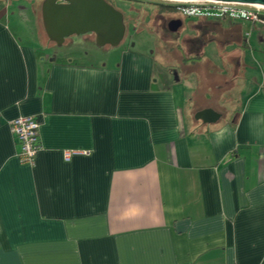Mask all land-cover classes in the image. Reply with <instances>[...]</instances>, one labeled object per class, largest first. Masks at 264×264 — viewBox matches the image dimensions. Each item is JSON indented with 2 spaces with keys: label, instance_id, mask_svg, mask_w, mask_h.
I'll return each instance as SVG.
<instances>
[{
  "label": "crops",
  "instance_id": "1",
  "mask_svg": "<svg viewBox=\"0 0 264 264\" xmlns=\"http://www.w3.org/2000/svg\"><path fill=\"white\" fill-rule=\"evenodd\" d=\"M6 18L0 264H264V72L257 42L235 32L243 21L216 50L228 72L217 78L213 41L189 43L197 54L178 66L131 47L117 63L54 64L42 60L49 41L25 45ZM156 64L183 79L156 80ZM205 111L219 119L197 121ZM28 117L41 126L32 166L9 127Z\"/></svg>",
  "mask_w": 264,
  "mask_h": 264
},
{
  "label": "rangeland",
  "instance_id": "2",
  "mask_svg": "<svg viewBox=\"0 0 264 264\" xmlns=\"http://www.w3.org/2000/svg\"><path fill=\"white\" fill-rule=\"evenodd\" d=\"M112 1H117L116 5L119 9L118 11L125 16L126 38L118 48L112 49L106 47L100 54L99 52H101V50L99 51V49L88 45L87 41L83 39L84 37H73L67 40L65 46L59 50L67 52L70 50V47H73L72 49H74L75 54L80 58L78 61L81 65H92L97 64L98 62V65H100V63H105L111 55H113L112 59L114 60V63H117L116 61L119 62L122 52L131 47V50L151 56L156 62L165 59V61L170 64L178 66L179 59L197 54L189 52V48L186 47L189 43L194 42L195 44L198 43L199 45H202L203 42L213 41L215 49L213 47L206 49V56L213 61L216 60L215 75L217 78L221 76L219 73H228L225 71L226 67L222 63L220 65V61L218 60L219 54L216 50L217 48H221L222 43L227 41L232 34V31H234L231 22H208L209 25H201L204 22L199 20H191L188 22L184 20L180 14L160 9L161 6L173 7L174 4L169 2L156 0ZM194 5L196 6V4ZM41 6L42 0H0V11H3L4 14L7 15L6 19L9 22L11 30L16 35L17 39L23 41L25 45L31 44L38 46L39 40L42 44H46L48 41L42 25ZM198 6L208 7L212 5L198 4ZM237 8L249 13L256 12L257 10L250 8L249 6H238ZM261 16L264 17V12H262ZM173 21H180L182 23V28L177 33H171L169 31L168 25ZM213 23L217 24L214 25ZM237 24H240L242 28L235 32H238L239 34L242 32V39L253 43L257 42L256 45H253L252 51L255 52L258 66L254 67L255 65H253L255 64L251 59L253 53L247 55L248 58H245L246 63H248L251 68H256L255 71H257L259 75L263 74L264 65L262 63L264 57L261 56V53L264 54V27L259 24L252 25L247 21ZM197 51L201 53L202 50L197 49ZM88 53H94L96 59H91L90 55V57H88ZM114 57L117 58L115 59ZM237 58H240V56H237ZM175 59H177L176 62ZM251 62H253V64ZM200 69L202 70L203 68L201 67ZM179 72L183 73L182 70H178L176 67L173 69H165L164 66L156 64L154 68L155 79L159 80L160 76H165L169 79L168 86L173 89L175 87L173 85L175 81L183 79L182 76H178ZM238 73H240V69ZM159 85L160 88L163 87L162 83H159ZM236 87H240V85H237ZM213 98L218 102L222 97L220 94H217V96L215 95ZM226 103H228L227 100ZM212 107L215 110L224 112V110L230 106L228 104L224 105V102H221L215 104V106L212 105ZM220 107H222L223 111L220 110ZM193 111L194 107H192V110L190 111L191 118H194ZM227 114L230 113L227 112Z\"/></svg>",
  "mask_w": 264,
  "mask_h": 264
},
{
  "label": "water",
  "instance_id": "3",
  "mask_svg": "<svg viewBox=\"0 0 264 264\" xmlns=\"http://www.w3.org/2000/svg\"><path fill=\"white\" fill-rule=\"evenodd\" d=\"M176 3H209L261 7L264 0H156ZM62 4H59V3ZM42 25L47 39L60 49L73 37L93 36L96 48H118L126 35L124 16L103 0H45L42 5ZM180 21L169 24V31L177 33ZM219 119L215 113H200L197 121L213 123Z\"/></svg>",
  "mask_w": 264,
  "mask_h": 264
},
{
  "label": "built area",
  "instance_id": "4",
  "mask_svg": "<svg viewBox=\"0 0 264 264\" xmlns=\"http://www.w3.org/2000/svg\"><path fill=\"white\" fill-rule=\"evenodd\" d=\"M164 2V1H162ZM173 3V7L184 18H206L223 20H240L247 21L252 24H259L264 27V22L260 16L264 10H256V12H247L238 9L237 5L227 4H211L212 6L204 7L198 4L205 3ZM196 4V6L194 5ZM209 4V3H207ZM10 131L14 137L19 152L17 158L21 165L32 166L36 157L42 151L40 143V124L34 117L18 118L10 123ZM71 155L66 154V161H69Z\"/></svg>",
  "mask_w": 264,
  "mask_h": 264
},
{
  "label": "flooded vegetation",
  "instance_id": "5",
  "mask_svg": "<svg viewBox=\"0 0 264 264\" xmlns=\"http://www.w3.org/2000/svg\"><path fill=\"white\" fill-rule=\"evenodd\" d=\"M103 1H105L107 4L112 6L115 10H117V11L119 10L117 8V5H116L117 1L116 2L112 1V0H103ZM44 2H45V0H42V5H43ZM59 4H62V3L60 2ZM41 8H42V6H41ZM174 13L179 14V12L176 11V10L174 11ZM183 19L188 21V22L191 21V20H204V21H207V22H220V20H217V19L215 20V19H206V18H198L197 19V18H184L183 17ZM124 24H125V16H124ZM252 25H255V24H252ZM125 27H126V25H125ZM125 38H126V35H125ZM125 38H124V41H125ZM83 39H85L87 41L88 45L93 46V48L94 47L96 48V44H95V40H94L93 36H91V35L85 36ZM66 42H65V44H66ZM65 44L62 46V48L65 46ZM51 45H52V47H50V49L44 50L42 52V56H43L42 60H44V61L46 60L49 63L58 64V63H61L63 61H66V62H69V63L70 62H78L77 59H80L75 54L74 49H72L73 47H70V50L66 52V51L59 50V48L54 43H51ZM62 48H60V49H62ZM103 49H105V48H103ZM103 49H101V52H99L100 54L103 52L102 51ZM89 55L91 56V59H96V55L94 53H91V54L88 53V57H90Z\"/></svg>",
  "mask_w": 264,
  "mask_h": 264
},
{
  "label": "trees",
  "instance_id": "6",
  "mask_svg": "<svg viewBox=\"0 0 264 264\" xmlns=\"http://www.w3.org/2000/svg\"><path fill=\"white\" fill-rule=\"evenodd\" d=\"M160 9L161 10H169V11H172L171 13H174V11H175V8L174 7H163V6H161ZM260 19L264 22V17L260 16ZM226 21L237 22V21H240V20L235 21V20H229V19H225V18L223 20H220V22H226Z\"/></svg>",
  "mask_w": 264,
  "mask_h": 264
},
{
  "label": "bare ground",
  "instance_id": "7",
  "mask_svg": "<svg viewBox=\"0 0 264 264\" xmlns=\"http://www.w3.org/2000/svg\"><path fill=\"white\" fill-rule=\"evenodd\" d=\"M164 2H169V3H171L172 1H164ZM250 8H254V9H258V10H260V9H261V10H264V9L261 8V7H252V6H251Z\"/></svg>",
  "mask_w": 264,
  "mask_h": 264
}]
</instances>
